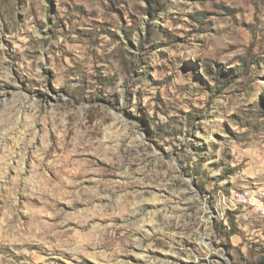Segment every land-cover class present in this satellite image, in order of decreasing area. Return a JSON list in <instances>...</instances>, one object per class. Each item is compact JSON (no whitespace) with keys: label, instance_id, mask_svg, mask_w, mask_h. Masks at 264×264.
Here are the masks:
<instances>
[{"label":"rangeland","instance_id":"1","mask_svg":"<svg viewBox=\"0 0 264 264\" xmlns=\"http://www.w3.org/2000/svg\"><path fill=\"white\" fill-rule=\"evenodd\" d=\"M261 185L264 0H0V264H264Z\"/></svg>","mask_w":264,"mask_h":264},{"label":"built area","instance_id":"2","mask_svg":"<svg viewBox=\"0 0 264 264\" xmlns=\"http://www.w3.org/2000/svg\"><path fill=\"white\" fill-rule=\"evenodd\" d=\"M258 197H264V191H258V195L254 198H246L240 194H233L235 201L242 206H253V209H264V204H258Z\"/></svg>","mask_w":264,"mask_h":264},{"label":"bare ground","instance_id":"3","mask_svg":"<svg viewBox=\"0 0 264 264\" xmlns=\"http://www.w3.org/2000/svg\"><path fill=\"white\" fill-rule=\"evenodd\" d=\"M54 187H56V185ZM54 187H53V189H54ZM258 191H264V185H261L260 187L256 188L251 194H248L246 196V198H254L255 196L258 195ZM258 204H264V197H258ZM248 208L251 209L252 211L264 216V209H253V206H248ZM35 214H37V213H35Z\"/></svg>","mask_w":264,"mask_h":264},{"label":"trees","instance_id":"4","mask_svg":"<svg viewBox=\"0 0 264 264\" xmlns=\"http://www.w3.org/2000/svg\"><path fill=\"white\" fill-rule=\"evenodd\" d=\"M147 1H149V2H150L151 0H147ZM228 213H230V212H228ZM226 217H228V215H226ZM225 219H226V218H225Z\"/></svg>","mask_w":264,"mask_h":264}]
</instances>
